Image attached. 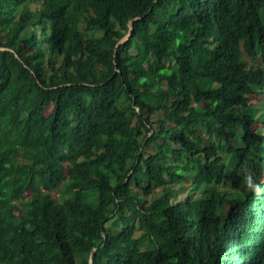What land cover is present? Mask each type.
<instances>
[{"label": "trees", "instance_id": "1", "mask_svg": "<svg viewBox=\"0 0 264 264\" xmlns=\"http://www.w3.org/2000/svg\"><path fill=\"white\" fill-rule=\"evenodd\" d=\"M0 47V264H264V0H0Z\"/></svg>", "mask_w": 264, "mask_h": 264}, {"label": "water", "instance_id": "2", "mask_svg": "<svg viewBox=\"0 0 264 264\" xmlns=\"http://www.w3.org/2000/svg\"><path fill=\"white\" fill-rule=\"evenodd\" d=\"M131 32H132V22L129 21L128 22V32L121 39H119V41L116 43V46H118L119 44H122L124 41H126L128 39V37L131 35ZM0 49H4V48L0 47Z\"/></svg>", "mask_w": 264, "mask_h": 264}, {"label": "rangeland", "instance_id": "3", "mask_svg": "<svg viewBox=\"0 0 264 264\" xmlns=\"http://www.w3.org/2000/svg\"><path fill=\"white\" fill-rule=\"evenodd\" d=\"M62 187V186H61ZM56 197L59 200H63L65 197H67L68 195H72L71 192L69 191H63V189H59L58 191L55 192Z\"/></svg>", "mask_w": 264, "mask_h": 264}, {"label": "clouds", "instance_id": "4", "mask_svg": "<svg viewBox=\"0 0 264 264\" xmlns=\"http://www.w3.org/2000/svg\"><path fill=\"white\" fill-rule=\"evenodd\" d=\"M259 189V185H255L253 190H258Z\"/></svg>", "mask_w": 264, "mask_h": 264}]
</instances>
